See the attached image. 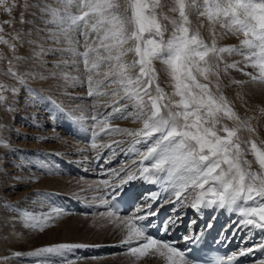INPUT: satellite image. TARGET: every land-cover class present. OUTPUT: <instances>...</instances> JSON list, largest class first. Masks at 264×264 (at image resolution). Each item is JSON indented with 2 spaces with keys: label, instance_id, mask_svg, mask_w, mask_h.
<instances>
[{
  "label": "snow or ice",
  "instance_id": "snow-or-ice-1",
  "mask_svg": "<svg viewBox=\"0 0 264 264\" xmlns=\"http://www.w3.org/2000/svg\"><path fill=\"white\" fill-rule=\"evenodd\" d=\"M55 2L58 7L46 4L41 8L50 17L48 23L54 26L47 30L48 37L59 43L63 36L68 47L45 49L43 45H37L40 51L33 55L41 57L48 52H67L71 66L83 78L63 72V79L86 86L90 98L119 97L106 105L112 109L110 113L93 112L88 118L93 122L89 125L93 150L112 149L111 143L100 145L97 142L102 133L137 138L131 148L139 158L132 161L134 167L111 170L114 179L99 185L103 192L100 204L107 209L100 215L120 229V246L126 247L127 254L134 258L159 255L166 264H199V258L192 255L190 246L182 250L174 242L152 235L153 227L157 228L158 236L175 229L180 220V217H170L155 224L164 203H157L159 192L150 193L148 202L137 205L131 213L121 214L125 186L137 180L157 185L181 206L189 202L191 196L189 206L197 211L213 206L233 211L239 217L234 222L239 231L256 229L264 232V146H258L251 138L258 131L251 124L252 118L240 117L221 91L220 84L221 73L228 75L230 70H236L248 79H232L230 84L264 85V0ZM18 7H21L18 0H0V12L10 17L0 23V44L6 45L12 53L10 59L0 55V59L7 60L9 65L4 74L21 83L25 76L39 75L46 79L42 74L19 71V64L25 58L17 55L18 45L37 44L34 40H24L29 33L16 32L11 39L2 34L5 24L14 25L12 13ZM22 7L27 10L39 5L24 0ZM165 9L173 15L166 14ZM193 16L207 21L212 36L210 43L200 33L202 24L193 27ZM26 22L24 12H21L20 23ZM217 25L223 29L220 38L235 36L239 45L217 47ZM71 33H78L79 38L73 39ZM225 54L239 55L243 59L224 63L221 68ZM157 62L164 65L169 77L173 89L170 94L160 86ZM60 64L67 67L69 61L63 60L55 67ZM248 67L254 71H245ZM4 91L16 93L18 89L0 83V102L6 100ZM92 107L95 109L97 105L93 103ZM114 113H120L116 118L139 120L142 127L134 130L113 128ZM71 119L78 122L86 118L81 115ZM241 132L250 136L242 139ZM249 154L254 161L245 158ZM253 163L258 169H253ZM153 204H156L155 209ZM62 213V209L53 207L50 213L41 217L26 214L23 219L26 227L43 232ZM182 239L194 245L199 237L184 236ZM83 247L87 245L56 243L38 247L27 255L37 258L35 264H75L67 258V253ZM256 250L264 253V239L255 247L232 252L227 260L218 257L212 264H234L238 256L245 257ZM15 255L23 254L16 252ZM255 264H264V257Z\"/></svg>",
  "mask_w": 264,
  "mask_h": 264
},
{
  "label": "rangeland",
  "instance_id": "rangeland-1",
  "mask_svg": "<svg viewBox=\"0 0 264 264\" xmlns=\"http://www.w3.org/2000/svg\"><path fill=\"white\" fill-rule=\"evenodd\" d=\"M23 2L24 0H18L21 7L16 8L12 13L14 25L10 27L5 24L4 33L2 34L6 38L11 39V36L16 32H23L29 33L24 36L25 41L36 39L34 40L37 42L35 46L28 43H24L22 46L18 45L17 55L27 58V62L34 59L27 64H24V61L21 62L19 64V71L21 73H31L30 71L38 69V71L32 72L42 74L47 78L41 79L39 75L33 78L25 76L24 82L21 83L4 74L8 71L9 65L7 60L0 59V83L9 86L14 85L18 89L16 93L4 91L3 95L6 97V100L0 102V141L5 143V147L0 148V264H35L37 258L28 256L27 253L34 251L38 247L56 243L87 245V247L74 249L72 252L67 253V258L75 261V264H161L152 258L151 255L140 258L131 257L127 254L126 247L123 248L122 246L121 252L117 251L112 254L100 253L93 256L80 252L83 250V252L88 253L93 249L101 250L107 246L121 245L122 233L120 229L100 215V213L106 211L103 205L97 208L96 212L99 213L88 215L83 214V212L76 215L66 214L64 212L67 211L63 210L59 219L53 220L51 226L45 228L43 232L25 226L23 218L26 214L41 217L50 213L53 207L58 208V205L55 204V198L58 194L63 199L72 196L91 204L100 201L102 191L99 185H101L105 178H100L99 182L92 178L70 177L67 173L65 176L59 169H51L52 162L57 164V161L52 159L63 158L68 162L70 157H74L72 160L84 163L83 166H92L94 161L91 158L92 153L98 155L99 151L96 152L95 150L99 148L93 150L90 146L91 132L90 129H87V125L89 127L93 122L88 118H90L93 112L110 113L112 109L106 107V105L112 104L119 97L109 95L90 98L87 96L86 86L75 81L63 79L61 76L63 72L83 78L81 73L76 72L71 66L70 56L67 52L63 54L60 51L48 52L38 57L39 59L37 57L32 58L34 56L33 53L40 50L37 47L39 44L43 45L46 49H65L68 45L63 36V39L62 37L60 38L59 43H55L48 37L47 30L52 29L54 26L48 23L50 17L44 14L41 8L46 4L58 7L55 0H29L30 4H36L39 7H31L27 10L22 7ZM21 12H24V20L28 22L20 23ZM165 12L169 16L173 15L167 12V9H165ZM8 19L10 17L7 14L0 12V23ZM192 21L194 22L193 27L203 25L199 27L200 33L206 42H211L209 40L211 39V33L207 21L203 19L197 20L195 16L192 17ZM217 27L219 26L217 25ZM169 29H171V25H169ZM215 31L219 39L217 41L220 42L219 44L216 42L217 47L239 45L237 37L231 39L232 41H226L224 39L226 38L225 36L220 41L219 30L215 29ZM70 35L73 39L79 38L78 33H71ZM46 38L48 40H45ZM62 40L64 43H61ZM0 55L10 59L12 53L6 45L0 44ZM242 59L239 55L225 54L222 63H232L234 61H241ZM63 60L69 61L67 67L64 64H60V68L55 67L57 63ZM13 63L17 62L13 61ZM35 63L39 65L36 64L35 66ZM155 66L159 73L160 86L164 88L165 92L170 94L173 89L169 77L164 71V65L157 62ZM245 71L252 72L254 70L248 67ZM51 73H56V75L52 76ZM241 74V72L236 70H230L228 75L221 73L220 81H223V83L222 81L220 82L223 87L221 91L242 119L252 118L251 124L258 131L251 138L256 140L258 146H264L261 145V141H264V111H262L264 110V104L261 106L254 105L250 97L245 94L247 87L249 89L250 84H252L257 88V92L263 96L264 85L248 83L243 86L235 87L234 84L230 86L231 79L243 80L241 79ZM263 101V98L259 99V102ZM93 103L97 105L95 109L92 107ZM53 107H57L63 113H70L71 117L83 115L86 118L78 122L75 121L81 132L82 127H86L87 129L83 128V141L80 139V142L84 146L77 144L78 142L76 141L71 142L74 140H70L67 136L58 133L56 126L60 127V124L56 113L51 110ZM128 111L131 112L132 109L129 108ZM115 116L114 113L111 119V127L113 128L134 130L142 127V122L139 120H133L131 117L127 119H115ZM64 121L67 122V118ZM249 136V133L241 132L242 139H247ZM135 139L137 138L126 134L107 135L102 133L97 137V142L100 145H104L105 143L108 144L109 142L118 140L130 141V150L128 151H131ZM60 142L67 143L70 149L66 147L65 152L60 153L59 149L62 146ZM136 146L141 147L140 145ZM12 147H18L17 151L21 155H23L24 151L27 154L29 151L30 156L26 154V156H21L13 153ZM245 158L254 161V157L250 154ZM138 159L137 157L134 160L138 161ZM83 166L78 167H82L83 169ZM253 169H258V165L253 163ZM61 170L63 169L61 168ZM92 172L90 171L89 173ZM97 206L95 205V207ZM59 209L62 208L59 206ZM16 252H20L23 255L17 257L15 255Z\"/></svg>",
  "mask_w": 264,
  "mask_h": 264
},
{
  "label": "bare ground",
  "instance_id": "bare-ground-1",
  "mask_svg": "<svg viewBox=\"0 0 264 264\" xmlns=\"http://www.w3.org/2000/svg\"><path fill=\"white\" fill-rule=\"evenodd\" d=\"M50 5V4H49ZM194 23V22H193ZM198 23V22H197ZM197 26V25H196ZM219 30V33H222V30L223 29H221V28H219V27H217L216 26V30ZM209 32V31H208ZM217 33V32H216ZM208 36V38H209V34L207 35ZM218 36V35H217ZM33 37V36H32ZM37 37V36H36ZM207 38V39H208ZM224 38V37H223ZM235 38V36H232V35H228V36H226V38H224L226 41L227 40H231V39H234ZM40 39V38H39ZM62 39H63V37H62ZM34 40H36V39H34ZM38 40V39H37ZM45 40H48L47 38L45 39ZM65 40V39H64ZM210 41L212 40V36H211V39H209ZM217 40H219L218 38H217ZM216 40V42H218ZM222 40V38L220 39V41ZM237 40V39H236ZM232 41V40H231ZM229 42V41H228ZM237 42H239V41H237ZM61 43H64V41L62 40V42ZM210 43V42H209ZM220 42H218V44H219ZM222 43V42H221ZM40 45V44H39ZM227 45V44H226ZM34 46H35V44H34ZM38 47V46H37ZM36 47V48H37ZM33 49V48H32ZM46 49V48H45ZM32 51V50H31ZM40 51V50H39ZM38 52V51H37ZM31 55H32V53H31ZM30 55V56H31ZM29 56V57H30ZM43 56V55H42ZM32 57V56H31ZM32 58H36V56H33ZM31 58V59H32ZM37 59H39L38 57H37ZM43 59V58H42ZM41 59V60H42ZM46 59V58H45ZM27 58H25V60H24V64L26 63H28L27 61ZM34 60V59H33ZM33 60H31V61H33ZM30 61V62H31ZM36 62H38L37 60H35ZM43 61V60H42ZM41 61V62H42ZM29 62V63H30ZM40 62V63H41ZM46 62V61H45ZM44 62V64H46ZM33 63V62H32ZM48 63V62H47ZM36 64L37 65H39L38 63H35V66H36ZM30 65V64H29ZM41 66V65H40ZM220 66H221V68H223V66H224V64L223 63H221L220 64ZM28 66H26V68H27ZM36 68V67H35ZM43 68V67H42ZM60 68V67H59ZM27 69H29V68H27ZM252 69V68H251ZM32 70V69H31ZM36 70V69H35ZM34 70V71H35ZM246 70V69H245ZM33 71V70H32ZM32 71H30L32 74H36V73H33ZM36 71H38V69L36 70ZM61 71H66V70H61ZM249 71V70H248ZM68 73V72H67ZM238 75V74H237ZM36 75H34L33 77H35ZM235 76V75H234ZM240 76V75H239ZM32 77V78H33ZM231 78V77H230ZM234 78V77H233ZM236 78V77H235ZM247 78L248 77H246V76H244L243 74H241V79H243V80H247ZM29 80V79H28ZM232 80V79H231ZM239 80V79H238ZM222 81V80H221ZM220 81V82H221ZM226 82V81H225ZM38 83H40V82H38ZM37 83V84H38ZM222 83H223V81H222ZM41 84V83H40ZM27 85V84H26ZM230 85V84H229ZM230 86H232V84L230 85ZM237 85H235V87H236ZM28 87V86H27ZM247 87V86H246ZM228 89H229V87H227ZM221 89H223V87H222V84H221ZM230 89H232V88H230ZM56 90H57V88H56ZM235 92V91H234ZM232 93V92H231ZM248 97H250V99H251V101H252V103L254 104V105H258V106H261V105H263L264 104V101L263 102H259V99L260 98H263L264 99V95L263 96H261L258 92H257V88L255 87V86H253L252 84H250V87H249V89H248V87H247V90H246V93H245ZM249 101V100H248ZM32 102V101H31ZM24 118H26V117H24ZM69 118H67V120H68ZM65 120H66V118H65ZM117 140V139H116ZM61 144H62V146L60 147V149H59V151H60V153H64L65 152V149H66V147H68V144L67 143H64V142H60ZM110 143V142H109ZM120 144V143H119ZM2 147H5V143L4 142H2V141H0V148H2ZM13 149H12V152L13 153H17L18 155H21V153L19 152V151H17V149H18V147H12ZM69 149H70V147H68ZM24 150V149H23ZM102 150V149H101ZM74 152H76V151H74ZM97 152V151H96ZM100 152V151H99ZM98 152V153H99ZM77 153V152H76ZM76 153H74V154H76ZM23 155H21V156H30L29 155V151H28V154H27V152L26 151H24V153H22ZM26 154V155H25ZM99 156L100 155H98L97 157H96V161L94 162L95 163V165H96V163H97V160H98V158H99ZM72 158H74V157H70V159L68 160V162H70L71 160H72ZM72 161H75V160H72ZM145 163H148V162H145ZM83 168H86V166H83ZM103 195V192L101 193V196ZM100 196V197H101ZM98 205V204H97ZM189 206V205H188ZM97 208V207H96ZM188 208V207H187ZM187 211H188V209H186V212H185V215H186V213H187ZM84 214V213H83ZM95 214V213H94ZM254 239H251L249 242H251V241H253ZM124 248V247H123ZM151 257L152 258H154L157 262H159V263H161V264H166V261L162 258V257H159V255H156V256H152L151 255Z\"/></svg>",
  "mask_w": 264,
  "mask_h": 264
}]
</instances>
